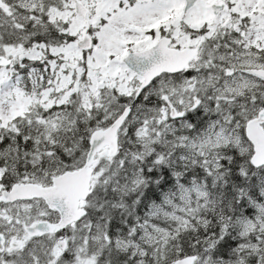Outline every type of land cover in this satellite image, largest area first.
<instances>
[{"label":"snow or ice","instance_id":"1","mask_svg":"<svg viewBox=\"0 0 264 264\" xmlns=\"http://www.w3.org/2000/svg\"><path fill=\"white\" fill-rule=\"evenodd\" d=\"M0 264H264V0H0Z\"/></svg>","mask_w":264,"mask_h":264}]
</instances>
